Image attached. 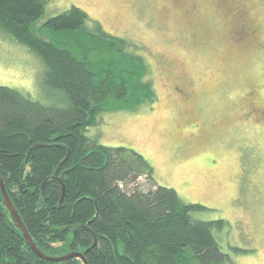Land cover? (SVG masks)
<instances>
[{"label":"trees","instance_id":"16d2710c","mask_svg":"<svg viewBox=\"0 0 264 264\" xmlns=\"http://www.w3.org/2000/svg\"><path fill=\"white\" fill-rule=\"evenodd\" d=\"M46 2L0 0V27L42 61L45 84L59 98L43 103L0 84V177L32 240L59 255L83 251L94 233L87 264H237L231 254L247 250L230 245L228 253L215 234L227 221L192 216L205 206L154 183L124 189L142 175L153 180V167L134 149L97 143L85 130L102 112L154 100L148 65L77 6L40 21ZM0 264L82 261L39 258L0 193Z\"/></svg>","mask_w":264,"mask_h":264},{"label":"rangeland","instance_id":"374dc122","mask_svg":"<svg viewBox=\"0 0 264 264\" xmlns=\"http://www.w3.org/2000/svg\"><path fill=\"white\" fill-rule=\"evenodd\" d=\"M72 5L148 65L154 100L102 112L85 130L153 167V180L142 175L124 189L173 188L206 207L194 218L227 221L215 234L224 251L247 250L231 254L237 264H264V118L248 112L264 109V0H47L40 21ZM237 10L254 29L238 41ZM44 76L42 61L0 27V84L58 102Z\"/></svg>","mask_w":264,"mask_h":264},{"label":"water","instance_id":"95a60500","mask_svg":"<svg viewBox=\"0 0 264 264\" xmlns=\"http://www.w3.org/2000/svg\"><path fill=\"white\" fill-rule=\"evenodd\" d=\"M44 186V182L42 183V188ZM0 193L2 195V199L3 202L6 206V208L8 209L9 213L11 214L12 218L14 219L15 223L17 224V227L19 228V230L22 233L23 238L25 239L27 245L32 249V251L41 259L44 260H48V261H62L65 259H69V258H78L82 261V264H87V260L85 257V253L90 250L95 244H96V236L94 233H92L93 236V241L91 243V245L89 247H87L86 249H84L83 251H79L77 249L73 250V251H67L65 253L59 254V255H48L45 254L37 245L36 243L32 240L29 232L27 231L21 217L19 216V214L17 213L6 189L3 183V180L0 177ZM64 197V185L61 183V195L59 198V203L62 202ZM86 227V225H81L78 227ZM75 227L74 228V232L75 230L78 228Z\"/></svg>","mask_w":264,"mask_h":264},{"label":"flooded vegetation","instance_id":"af4514ba","mask_svg":"<svg viewBox=\"0 0 264 264\" xmlns=\"http://www.w3.org/2000/svg\"><path fill=\"white\" fill-rule=\"evenodd\" d=\"M237 7V6H236ZM242 11L244 10H237L236 14L233 16V19L235 20V30H237V33L235 35H238L235 40H239L241 39L242 37H246L248 36L249 34H252L254 32V29H250V26L247 25V21L243 18V14ZM232 36V35H230ZM250 111H253V113H257L258 117L261 118L263 117L264 118V109L262 108H259L257 106H253V109L252 110H249L248 112L250 113Z\"/></svg>","mask_w":264,"mask_h":264}]
</instances>
